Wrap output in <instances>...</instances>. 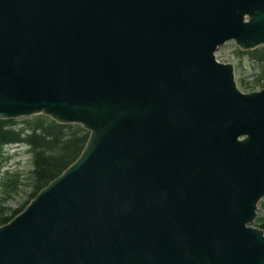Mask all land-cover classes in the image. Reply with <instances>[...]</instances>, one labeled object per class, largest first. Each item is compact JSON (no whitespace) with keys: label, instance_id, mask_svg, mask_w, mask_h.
<instances>
[{"label":"water","instance_id":"1","mask_svg":"<svg viewBox=\"0 0 264 264\" xmlns=\"http://www.w3.org/2000/svg\"><path fill=\"white\" fill-rule=\"evenodd\" d=\"M264 0H0V118L82 124L80 155L8 222L0 264H264Z\"/></svg>","mask_w":264,"mask_h":264},{"label":"trees","instance_id":"2","mask_svg":"<svg viewBox=\"0 0 264 264\" xmlns=\"http://www.w3.org/2000/svg\"><path fill=\"white\" fill-rule=\"evenodd\" d=\"M237 57H247L256 66L254 83L264 81V45L242 49L236 46ZM262 84V83H261ZM89 138V130L80 123L58 122L43 114L19 118H0V163L4 161L2 148L8 144H24L31 167L26 178L18 169H5L0 174V192L7 200L21 186H29L26 198L17 207L0 202V225L20 212L29 200L49 181L58 176L82 152ZM254 224L264 230V197L258 202Z\"/></svg>","mask_w":264,"mask_h":264},{"label":"rangeland","instance_id":"3","mask_svg":"<svg viewBox=\"0 0 264 264\" xmlns=\"http://www.w3.org/2000/svg\"><path fill=\"white\" fill-rule=\"evenodd\" d=\"M235 48L236 42L228 40L218 47L215 54L218 60L234 64V81L239 89L249 91L261 88L262 81L259 83L253 82L254 74L257 71L256 66L245 56L242 58L237 57L234 53ZM2 157L5 160L0 164V174L7 168L18 169L22 172V179L27 177L31 161L23 147L7 145L3 147ZM28 191L29 186L27 187L23 184L17 192L13 193L5 201H1L4 196L0 192V202L7 207H17L26 198Z\"/></svg>","mask_w":264,"mask_h":264}]
</instances>
